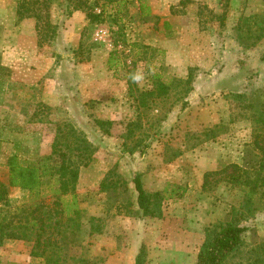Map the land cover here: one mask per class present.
<instances>
[{"label":"rangeland","instance_id":"obj_1","mask_svg":"<svg viewBox=\"0 0 264 264\" xmlns=\"http://www.w3.org/2000/svg\"><path fill=\"white\" fill-rule=\"evenodd\" d=\"M179 1L98 0L102 19L90 23L82 11L68 13L62 0H53L50 18L59 32L38 50L34 19L17 20V0H0V181L8 182L5 162L12 154L26 163L50 154L63 123L93 148L75 185L79 225L62 211L53 229L54 213L71 194L55 204V184L44 190L38 214L50 216V224L41 239L55 242L47 252L56 249L58 264H133L140 250L143 264H196L204 239L229 222L247 230L227 264H264V184L248 204V186L227 173L205 176L241 165L247 149L251 162L257 160L251 142L260 129L255 119L264 113V37L250 36L243 17L249 24L264 17V0ZM140 2L149 14L138 9ZM138 69L145 74L140 85L129 79ZM188 76L191 88L180 98L172 87L167 98L137 107L128 94V80L138 93L153 89L156 78ZM136 118L141 127L127 137V123ZM95 119L111 124L105 131ZM136 175L147 192L166 188L154 216L139 212ZM6 199L0 203L3 224L28 221L39 201L16 186ZM33 241L3 236L0 264L42 263L43 257L30 255Z\"/></svg>","mask_w":264,"mask_h":264},{"label":"trees","instance_id":"obj_2","mask_svg":"<svg viewBox=\"0 0 264 264\" xmlns=\"http://www.w3.org/2000/svg\"><path fill=\"white\" fill-rule=\"evenodd\" d=\"M64 3L63 10L71 13L72 11H82L86 19L90 23L98 22L102 19L104 9L102 4L99 5L98 0H62ZM127 0H122L126 2ZM190 0H180V5H185ZM53 0H17L16 3V16L17 20H21L26 17H32L34 19V29L37 36V48L41 50L45 45H49L57 36L60 25L53 22L50 18V7ZM100 6L99 10H96L97 6ZM138 9L142 13L149 14L148 7L140 2ZM67 13V14H68ZM225 13L217 15L222 22ZM155 18V22L159 19L157 15H152ZM244 24H246V31L250 36H254L256 40L264 37V17L258 20H253L250 24L247 22L248 18L243 17ZM164 29H169L170 24L164 20L162 23ZM116 49L109 52L107 58V67L112 69L114 67V59L116 57ZM264 60V50L261 56ZM128 82V94L136 102L137 107L147 106L148 100H152L156 96H163L167 98L169 96V90L174 87L180 96H184L189 90L191 85L190 77L181 80L177 79L171 82H165L158 78L154 81V88L150 90H141L138 93L133 91L130 80ZM234 97H241L242 94L234 93ZM250 106L252 104L250 103ZM263 111L258 113L255 119L256 124L260 129H257L254 133L251 145L253 150H256L258 154L255 163L251 162L249 157L250 149L246 150L248 156L244 159L241 165L236 163H230L224 166L219 171L206 172L207 173H227L229 180L235 181L237 184H242L248 188L245 190V202L250 204L253 201L256 187L259 184H264V118L262 116ZM254 116V114H252ZM95 123L104 129H108L111 124L110 120L95 119ZM141 127L138 118L130 120L127 123L126 136H133L134 130ZM138 144V140L135 141ZM252 151V150H251ZM93 153V148L90 142L82 136L73 126L68 123H63L62 126L56 127V135L51 144L50 154L40 156L36 160L31 162L21 161L17 155L12 154L7 158L5 162L8 170V182L7 184L0 181V203L6 202L8 188L19 187L28 191L34 195L37 200L35 207L29 212L31 217L29 220H20L17 223L11 222L0 223V243L2 237L26 239L30 240L34 238L33 245L30 251V255L33 257H43L42 263L39 264H58L59 255L55 252L56 249L47 252V248L55 246V242L49 237L41 239L42 233L50 222L43 219L44 217L38 214L42 205H45L43 196L46 185L53 182L55 187L52 189V195L54 203H62V196L65 194H71V199L66 200L64 207L59 212L56 211L53 220V229H56L57 225L61 224L59 218L60 212L65 213V217L71 219V225H79L75 222L79 217V209L77 208L75 199V185L78 179V173L80 166H86ZM134 188L137 192L136 201L139 212L142 216H154L156 214V206L158 200L162 198V194L165 193L166 188L162 192L156 191L153 193L147 192L141 183L139 175L133 178ZM102 187H107L105 183H101ZM35 213L33 214V212ZM75 215V217L71 216ZM63 217V215H62ZM28 222V223H27ZM38 224V228H30ZM247 227L240 225L238 222H229L220 225L213 233L209 234L201 243L196 258V264H227V260L242 244L243 236ZM60 232V231H57ZM59 248V247H57ZM58 257H55V256ZM143 251L140 250L134 259L133 264H143Z\"/></svg>","mask_w":264,"mask_h":264},{"label":"clouds","instance_id":"obj_3","mask_svg":"<svg viewBox=\"0 0 264 264\" xmlns=\"http://www.w3.org/2000/svg\"><path fill=\"white\" fill-rule=\"evenodd\" d=\"M129 79L132 83L140 85L145 79V74L142 70L138 69L136 72L129 74Z\"/></svg>","mask_w":264,"mask_h":264}]
</instances>
